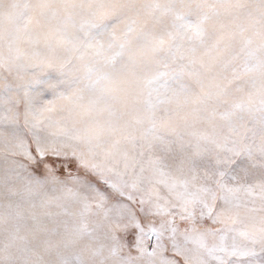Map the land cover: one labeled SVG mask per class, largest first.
I'll return each instance as SVG.
<instances>
[{
	"label": "snow or ice",
	"instance_id": "obj_1",
	"mask_svg": "<svg viewBox=\"0 0 264 264\" xmlns=\"http://www.w3.org/2000/svg\"><path fill=\"white\" fill-rule=\"evenodd\" d=\"M0 264H264V0H0Z\"/></svg>",
	"mask_w": 264,
	"mask_h": 264
}]
</instances>
